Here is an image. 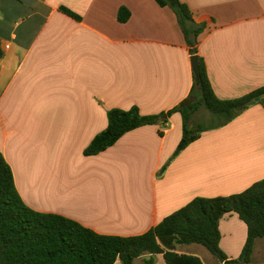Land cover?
<instances>
[{
  "label": "crops",
  "instance_id": "0c3cea01",
  "mask_svg": "<svg viewBox=\"0 0 264 264\" xmlns=\"http://www.w3.org/2000/svg\"><path fill=\"white\" fill-rule=\"evenodd\" d=\"M180 1L207 24L197 51L217 97L263 88L264 0ZM0 38V152L31 209L100 234L139 236L196 198L239 194L264 179V97L204 132L163 174L183 137L179 113L167 128L145 126L96 156L84 154L110 110L158 116L189 98L194 56L170 8L155 0H0ZM220 229L221 249L239 258L247 225L226 215ZM196 246L177 251L221 264ZM155 264H166L163 255ZM252 264H264V238Z\"/></svg>",
  "mask_w": 264,
  "mask_h": 264
},
{
  "label": "trees",
  "instance_id": "16d2710c",
  "mask_svg": "<svg viewBox=\"0 0 264 264\" xmlns=\"http://www.w3.org/2000/svg\"><path fill=\"white\" fill-rule=\"evenodd\" d=\"M168 7L178 18L191 54L197 56L201 76L196 80L187 100L167 114L142 115L138 108L113 109L108 113L106 130L95 137L85 150L86 156H96L114 146L125 134L136 129L166 124L175 113L183 122L182 140L170 163L204 132L222 128L239 114V106L247 108L261 101L264 87L236 100L217 97L210 82L204 59L198 56L200 36L206 23H197L193 12L180 0H155ZM61 11L72 18H81L67 8ZM130 14L121 10L119 21L127 22ZM0 38V59L3 57ZM207 112L208 124L198 123L191 128L200 112ZM237 215L248 229L247 241L241 256L229 259L220 246V222L226 215ZM264 238V179L246 191L216 198H196L188 205L165 218L158 226L139 236L122 237L100 234L81 223L57 214L40 213L23 201L13 170L0 152V264H155L163 255L166 264H204L197 256L180 254L179 246L201 245L221 264H252L257 240Z\"/></svg>",
  "mask_w": 264,
  "mask_h": 264
},
{
  "label": "rangeland",
  "instance_id": "374dc122",
  "mask_svg": "<svg viewBox=\"0 0 264 264\" xmlns=\"http://www.w3.org/2000/svg\"><path fill=\"white\" fill-rule=\"evenodd\" d=\"M208 113L207 112H200L193 120L192 124H191V128H196L198 123H204V124H208L209 121V117H208ZM29 145L26 146V150L28 151ZM199 247V249L201 251H203L204 253L210 255L211 257L214 258V256L211 254V252L209 250H207L205 247L203 246H196Z\"/></svg>",
  "mask_w": 264,
  "mask_h": 264
},
{
  "label": "water",
  "instance_id": "95a60500",
  "mask_svg": "<svg viewBox=\"0 0 264 264\" xmlns=\"http://www.w3.org/2000/svg\"><path fill=\"white\" fill-rule=\"evenodd\" d=\"M192 64H193V67H194V71H195V74H196V80L199 81V78L201 76V72H200V67H199V60H198V57L197 56H194L192 58ZM244 108V106H239L237 107V111H241L242 109Z\"/></svg>",
  "mask_w": 264,
  "mask_h": 264
}]
</instances>
